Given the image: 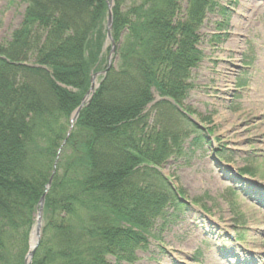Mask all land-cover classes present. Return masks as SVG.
Returning a JSON list of instances; mask_svg holds the SVG:
<instances>
[{
  "label": "trees",
  "instance_id": "obj_1",
  "mask_svg": "<svg viewBox=\"0 0 264 264\" xmlns=\"http://www.w3.org/2000/svg\"><path fill=\"white\" fill-rule=\"evenodd\" d=\"M27 1L21 25L0 42V264H25L51 178L31 264L134 263L156 239L157 221L168 223L187 205L161 168L184 154L190 135L191 147L210 143L208 131L170 100L148 105L158 95L190 112L189 80L203 59L200 28L209 11L225 17L229 7L114 0L117 64L69 133L93 72L107 66L108 2Z\"/></svg>",
  "mask_w": 264,
  "mask_h": 264
},
{
  "label": "rangeland",
  "instance_id": "obj_2",
  "mask_svg": "<svg viewBox=\"0 0 264 264\" xmlns=\"http://www.w3.org/2000/svg\"><path fill=\"white\" fill-rule=\"evenodd\" d=\"M216 1L230 7V0ZM27 5L0 0V42L20 26ZM228 15L226 39L210 43L223 17L207 14L205 56L185 101L216 141L191 150L187 138L186 153L163 167L184 197L198 202L163 226L159 219L158 240L149 237L137 260L124 264H264V0H239ZM219 151L230 164L218 160ZM245 164L242 172L252 176L238 172Z\"/></svg>",
  "mask_w": 264,
  "mask_h": 264
},
{
  "label": "water",
  "instance_id": "obj_3",
  "mask_svg": "<svg viewBox=\"0 0 264 264\" xmlns=\"http://www.w3.org/2000/svg\"><path fill=\"white\" fill-rule=\"evenodd\" d=\"M112 7H113V1L110 0L109 1V16H108V20H107V40L111 41L113 46L111 49V56H110L108 68L111 66L112 53L116 49L115 41H114L113 35H112V28H113ZM105 72H106V70L104 71V73ZM96 76H97V74H94L92 76L91 86H90L89 90L87 91L86 95L84 96V98L82 99L81 104L75 109V111L72 115V119H71L72 121H75L77 119L79 112L81 111V109L84 107L85 104L89 103V101L91 100L96 88L98 87L99 83L96 82ZM48 186H50V182L48 183ZM44 202H45V197L43 195L41 200H40V203H39L37 222H36L35 227L33 228V231H32L31 237H30V249H29V252L26 256L25 264H31L34 253H35L36 248H37L39 241H40Z\"/></svg>",
  "mask_w": 264,
  "mask_h": 264
},
{
  "label": "bare ground",
  "instance_id": "obj_4",
  "mask_svg": "<svg viewBox=\"0 0 264 264\" xmlns=\"http://www.w3.org/2000/svg\"><path fill=\"white\" fill-rule=\"evenodd\" d=\"M96 82H97V80H96Z\"/></svg>",
  "mask_w": 264,
  "mask_h": 264
}]
</instances>
